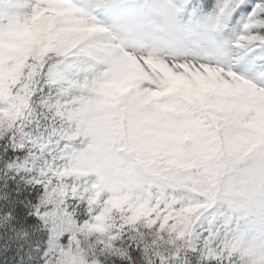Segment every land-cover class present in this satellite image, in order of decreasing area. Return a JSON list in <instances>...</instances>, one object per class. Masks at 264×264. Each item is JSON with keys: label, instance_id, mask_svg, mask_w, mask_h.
I'll return each instance as SVG.
<instances>
[{"label": "snow or ice", "instance_id": "6c2138e0", "mask_svg": "<svg viewBox=\"0 0 264 264\" xmlns=\"http://www.w3.org/2000/svg\"><path fill=\"white\" fill-rule=\"evenodd\" d=\"M0 264H264V0H0Z\"/></svg>", "mask_w": 264, "mask_h": 264}]
</instances>
